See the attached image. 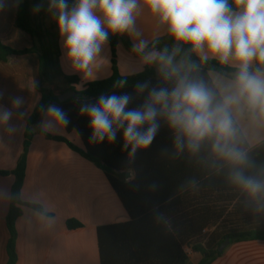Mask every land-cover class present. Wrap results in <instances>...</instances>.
Here are the masks:
<instances>
[{
	"label": "crops",
	"instance_id": "1",
	"mask_svg": "<svg viewBox=\"0 0 264 264\" xmlns=\"http://www.w3.org/2000/svg\"><path fill=\"white\" fill-rule=\"evenodd\" d=\"M18 6L16 0H4V9L0 12V43L14 50L29 49L31 38L15 24ZM96 14L103 20L101 13ZM134 17V31L121 33V36L131 43L135 53L127 51L121 42L116 46V66L121 78L138 75L146 65H151L158 53L146 48L168 32L167 24L160 22L144 0H138ZM104 27L108 30L106 25ZM141 41L145 46L138 52L134 46ZM59 49L62 73L79 81L73 85L76 91L86 83L110 77L111 53L107 40L90 66V77L73 69L60 32ZM194 55L201 60L221 63L206 48L203 53L194 51ZM205 55L207 59L203 58ZM255 63L254 59L249 71L264 73ZM221 64L239 71L237 62L231 58ZM237 74L230 79L208 71L222 101L233 91L230 86ZM38 82V53L11 56L0 62V93L3 94L0 104L11 108L13 113L7 125L0 122V171L11 172L16 166L26 121L40 100ZM13 97H22L23 104L12 108ZM240 105L248 104L241 99L231 104L229 111L243 136V141H238V149L246 156L245 164L210 170L201 180L207 181L206 187L201 181H195L185 188L177 180L169 182L168 171L149 162L130 195V211L122 206L100 169L65 143L47 138V135L62 137L83 149L75 131L66 132L43 111L31 131L20 192L23 203L40 207L43 214L21 207V215L15 221V264H200L202 256L192 250V241L209 235L221 224L218 232L261 234L252 240L229 242L209 264H264V192L250 196L232 180L233 172L238 170L264 180V134H256L247 125L238 123L233 111ZM135 155L145 157L147 154L137 155L136 152ZM134 178L132 170L125 173V181ZM13 182L10 174L0 176V264L7 262L5 219ZM68 220L80 223L81 227L67 229ZM188 230L191 233L187 235L191 236L187 241L192 240L185 242ZM193 231L196 234L193 235Z\"/></svg>",
	"mask_w": 264,
	"mask_h": 264
},
{
	"label": "clouds",
	"instance_id": "2",
	"mask_svg": "<svg viewBox=\"0 0 264 264\" xmlns=\"http://www.w3.org/2000/svg\"><path fill=\"white\" fill-rule=\"evenodd\" d=\"M20 2L16 0L17 5ZM233 2L238 11L229 7L228 0H144L160 22L167 24L176 41L191 45L192 51L198 53L206 48L221 63H227L229 58L237 62L239 72L230 86L233 91L225 95L222 102H215V93L202 80H191L187 76H182L171 92L153 89L150 102L142 109L126 110L130 100L126 94L101 95L97 104H84L80 109L90 120L91 139L99 143L107 138L111 143L116 140L117 130L123 129L124 147L130 145L129 156L134 157L138 149L147 148L155 138L160 115L155 105L159 104L170 126L187 138L189 149L197 150L201 140L215 135L213 149L217 153L235 164H245V154L230 143L235 128L229 106L244 99L250 108L264 114V73L249 71L254 59L264 64V0ZM137 6L138 0H77L72 7L68 0H50V10L55 9L57 27L64 37L67 59L73 69L90 77V66L108 39L104 25L113 33L134 31ZM39 7L34 10L38 11ZM3 9L4 0H0V12ZM97 12L102 14L103 20ZM144 46L145 42L141 41L134 48L142 52ZM159 59L166 74L169 69L172 73L179 72V68L173 66L172 56L161 54ZM22 104V97L11 99L12 108ZM41 111H46L56 123L65 126L69 123L67 114L55 104L46 109L41 105ZM12 114L11 108L0 104V122L7 125ZM146 124L147 129L142 130ZM10 130L14 129L10 127ZM176 147H184L179 136ZM232 180L250 196L264 192V180L246 176L243 171H234Z\"/></svg>",
	"mask_w": 264,
	"mask_h": 264
},
{
	"label": "trees",
	"instance_id": "3",
	"mask_svg": "<svg viewBox=\"0 0 264 264\" xmlns=\"http://www.w3.org/2000/svg\"><path fill=\"white\" fill-rule=\"evenodd\" d=\"M77 0H68L69 6L76 4ZM229 7L236 11L238 10L233 0H228ZM39 5V10L35 11ZM16 27L27 34L31 38L32 46L29 49L14 50L0 43V62H5L11 56H23L31 53L39 55V82L36 89L40 94L39 103L32 110L25 125L22 151L17 160L15 168L11 172L0 171V176L12 175L14 182L10 191V203L8 213L5 219L8 231V241L6 246L7 262L6 264L16 263L15 253V221L21 215V207H29L43 214L40 207L30 204H25L20 199V192L25 176L26 157L31 141V131L37 124L41 111V105L47 108L50 104H55L62 108L67 114L69 123L65 126L60 123L66 132L75 131L79 136L83 149H79L62 137L49 136L47 138L54 141L65 143L69 149L78 153L81 157L92 163L100 169L108 184L118 197L125 210L130 211V195L138 184V176L141 175L149 162L154 163L156 167L165 168L168 171L169 182L177 180L185 188L194 184L195 181H201L203 176L210 170L223 169L226 167H239V164L232 165L231 161L221 156L213 149L215 143V135L207 136L199 142V148L195 151L187 146V138L182 132L170 126L167 115L162 111V105H155L160 115L157 116L159 125L151 145L147 148L138 149L137 155L145 157H130L129 152L131 146L124 147L123 129L117 130L116 140L109 143L107 138L103 142H95L91 139L92 129L90 120L86 114H81L80 109L84 104H97L101 95H128L129 103L126 105V110L142 109L146 103L150 102V93L153 89H167L171 92L177 85L178 80L182 76H187L191 80H202L205 85L215 93V102H222L217 91L212 85L208 71H214L218 74L232 79L239 71L229 68L224 64L215 60H201L195 57L191 45L178 42L167 32L160 39L154 40L147 48V51L155 50L158 53L157 59L151 64L146 65L143 71L127 78H121L118 75L116 66V46L121 42L124 48L133 52L131 43L125 40L121 33H113L108 31L107 42L111 53V75L109 78L94 81L84 84L80 90L76 91L73 85L78 84V79L73 76H65L60 68L59 58V29L57 27V17L55 9L50 10V2L47 0H21L16 12ZM166 50V51H165ZM165 54L173 57L174 61H183L184 66L179 69L178 73H172L168 70L158 76L155 75L154 66L163 64L159 56ZM256 67L264 72V64H260L257 60ZM123 82V83H121ZM60 83L58 93L55 94L50 86ZM144 85L142 89L138 86ZM66 92H75V95L69 99L60 102L58 97ZM233 119V117H232ZM233 125L235 135L230 143L236 148L239 147L238 141H243V136L238 129L234 119ZM148 125H144L142 130H146ZM177 136L181 138L184 144L183 149L176 147ZM148 152H145V151ZM130 158H129V157ZM132 170L135 173V178L132 181H125V173ZM223 175V174H220ZM201 185L206 187L207 181H201ZM187 194V193H185ZM187 210H185L186 213ZM69 230L80 228L81 224L68 220L65 223ZM188 225V224H187ZM190 225V224H189ZM222 227L221 225H218ZM218 226L215 227L209 235H204L200 239H196L192 250L201 254L202 259L200 264H209L216 256L219 255L216 248L226 239L229 241H247L255 239L259 234L256 232H218ZM192 227V226H191ZM191 229V228H190ZM100 229H98V232ZM189 231V232H188ZM185 231V242L187 241V233ZM196 234L193 231V235ZM264 235V234H262ZM216 237V238H214Z\"/></svg>",
	"mask_w": 264,
	"mask_h": 264
},
{
	"label": "rangeland",
	"instance_id": "4",
	"mask_svg": "<svg viewBox=\"0 0 264 264\" xmlns=\"http://www.w3.org/2000/svg\"><path fill=\"white\" fill-rule=\"evenodd\" d=\"M57 88L54 85L50 86L53 89L54 93H58V87L61 88L60 83L56 84ZM251 111V113H249ZM235 118L241 126L247 125L250 131H253L256 134H264V114H261L259 110L252 109L248 105L238 106L237 111H233ZM262 118V120H261ZM246 121V124H245Z\"/></svg>",
	"mask_w": 264,
	"mask_h": 264
},
{
	"label": "water",
	"instance_id": "5",
	"mask_svg": "<svg viewBox=\"0 0 264 264\" xmlns=\"http://www.w3.org/2000/svg\"><path fill=\"white\" fill-rule=\"evenodd\" d=\"M173 66H176L178 67L179 69L182 68L184 66V62L183 61H174L173 62ZM170 70V69H169ZM154 72H155V75H160V74H163L165 73L166 71L163 70V64H160V65H157V66H154ZM75 95V92H66L62 95H60L58 97V100L60 102L62 101H65L67 99H69L70 97L74 96ZM126 177H128V174L126 175ZM229 239H225L217 248V252L218 253H221L223 251V249L229 244Z\"/></svg>",
	"mask_w": 264,
	"mask_h": 264
}]
</instances>
